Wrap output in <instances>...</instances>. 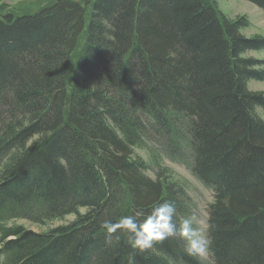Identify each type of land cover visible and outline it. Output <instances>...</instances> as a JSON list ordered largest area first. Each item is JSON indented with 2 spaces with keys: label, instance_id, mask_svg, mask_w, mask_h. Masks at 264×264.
<instances>
[{
  "label": "trees",
  "instance_id": "16d2710c",
  "mask_svg": "<svg viewBox=\"0 0 264 264\" xmlns=\"http://www.w3.org/2000/svg\"><path fill=\"white\" fill-rule=\"evenodd\" d=\"M264 11V0H246ZM217 0H54L0 14V264H264V36ZM83 39V43H81ZM154 144L213 191L208 259L179 238L134 251L103 220L171 201ZM86 208L82 213L80 209ZM75 214L46 233L35 223ZM115 236H119L117 240Z\"/></svg>",
  "mask_w": 264,
  "mask_h": 264
},
{
  "label": "rangeland",
  "instance_id": "374dc122",
  "mask_svg": "<svg viewBox=\"0 0 264 264\" xmlns=\"http://www.w3.org/2000/svg\"><path fill=\"white\" fill-rule=\"evenodd\" d=\"M54 0H0V14L14 13H34L41 7L53 2ZM84 1V0H79ZM220 9L228 17L236 19L246 16L250 20V26L243 29L246 36L262 35L264 36V11L255 4L246 0H217ZM83 43V39L81 41ZM249 56L264 60V49L251 51ZM249 88L254 91H264V81L251 80ZM264 117V111L260 110ZM135 156L143 158L149 165L148 174L155 178L156 171L164 170V177L169 180L179 182L185 188L189 206V215L195 213L201 220L203 230L207 231L208 207L214 200L213 191L201 183L191 172L190 167L184 163L173 161L158 151L152 143H147L142 147H135ZM82 213L86 208L80 209ZM75 214H68L64 217L45 221L44 223H35L27 219H15L8 222V226L22 225L29 230L38 233H46L53 228L68 225L76 219ZM201 258L208 259V253Z\"/></svg>",
  "mask_w": 264,
  "mask_h": 264
},
{
  "label": "clouds",
  "instance_id": "9594fccd",
  "mask_svg": "<svg viewBox=\"0 0 264 264\" xmlns=\"http://www.w3.org/2000/svg\"><path fill=\"white\" fill-rule=\"evenodd\" d=\"M176 206L164 201L153 207L150 212L121 216L115 223L103 220L100 227L105 231L106 243L111 244L118 232L127 235V243L134 251L144 252L153 248L155 242L167 238H179L184 242V250L193 256H204L210 246V239L202 228L203 221L193 213L176 220ZM118 240L119 236H115Z\"/></svg>",
  "mask_w": 264,
  "mask_h": 264
}]
</instances>
